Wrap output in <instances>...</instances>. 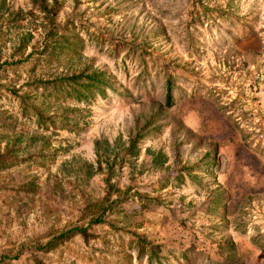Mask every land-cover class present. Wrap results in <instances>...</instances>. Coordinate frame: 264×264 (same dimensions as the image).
Returning a JSON list of instances; mask_svg holds the SVG:
<instances>
[{
    "label": "rangeland",
    "instance_id": "obj_1",
    "mask_svg": "<svg viewBox=\"0 0 264 264\" xmlns=\"http://www.w3.org/2000/svg\"><path fill=\"white\" fill-rule=\"evenodd\" d=\"M56 2L44 51L33 0H0V153L17 160L0 264H264V0ZM82 68L107 78L87 101L34 88ZM24 93L68 127L40 128Z\"/></svg>",
    "mask_w": 264,
    "mask_h": 264
},
{
    "label": "trees",
    "instance_id": "obj_2",
    "mask_svg": "<svg viewBox=\"0 0 264 264\" xmlns=\"http://www.w3.org/2000/svg\"><path fill=\"white\" fill-rule=\"evenodd\" d=\"M34 5L38 8L40 12H42L48 19H49V26L47 27L46 32L48 33V36H54L56 37V40H51V39H46L43 45L42 50H46L47 47H49L52 43H57L60 38V36H56V28L57 25L55 21V16L58 13L57 9V2L54 0V4H50L49 0H33ZM55 27V28H54ZM58 37V38H57ZM25 36H23L20 39L19 42V48L22 49L24 46H26V39H24ZM67 43V41H66ZM48 81V82H44ZM41 80V79H36L33 81V83H38L37 85L34 86V88H42L44 89H49L52 87L53 90H63L66 95H75L76 100L80 99H85L87 101V91L89 89H97L98 91H102L104 89V86L106 84L107 78L105 76V73L102 71H99L97 69H92V68H82L81 70L71 73L69 76L67 75H61V76H55L51 80ZM47 83V84H46ZM51 89V88H50ZM34 94L30 93H24V94H19L18 97L21 102V106L23 111L26 113L31 114L36 118V122L38 123V126L43 129H48L49 127L52 128H65L68 127L66 125L68 124H57L56 118L58 115L61 114H50L48 116H44L43 111H47L48 104L43 103H38L36 102L37 100L35 99ZM167 103H171V98H170V93L167 91ZM27 99H33L34 102H28ZM53 104V103H51ZM56 105V104H54ZM60 125V126H57ZM71 129V128H68ZM15 148H11L7 153H0V170L7 169L8 167H11L16 163L17 160H14L15 157L12 156L11 151L14 152ZM8 154V156H7ZM107 185L111 188L112 184H109V181L106 180ZM95 222H102L101 217L98 216L95 220ZM71 231H76V232H83V229L81 228H72L69 230V233ZM65 234H60V238L63 239ZM137 239L135 242V247L140 249H145L144 248V240ZM56 242V239L50 240L45 244V247H48L50 245H54ZM262 251H264V248H262ZM149 258L151 259V254L149 255ZM149 259V261H150Z\"/></svg>",
    "mask_w": 264,
    "mask_h": 264
}]
</instances>
